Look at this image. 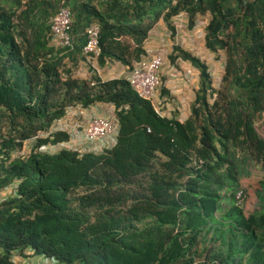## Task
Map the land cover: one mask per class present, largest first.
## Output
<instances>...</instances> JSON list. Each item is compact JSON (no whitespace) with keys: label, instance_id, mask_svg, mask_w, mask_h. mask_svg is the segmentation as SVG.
<instances>
[{"label":"trees","instance_id":"16d2710c","mask_svg":"<svg viewBox=\"0 0 264 264\" xmlns=\"http://www.w3.org/2000/svg\"><path fill=\"white\" fill-rule=\"evenodd\" d=\"M62 1L68 48L51 45ZM182 12L190 27L209 14L205 46L226 54L216 89L206 63L173 49V62L200 73L186 120L162 116L126 78L74 74L89 64L90 26L101 29L99 67L132 69L159 18L174 34ZM99 104L115 109L112 149L41 151L69 140L40 135L72 107ZM262 117L264 0H0V264L30 254L51 264H264V180L249 213L239 188L264 169Z\"/></svg>","mask_w":264,"mask_h":264},{"label":"built area","instance_id":"2783aa9c","mask_svg":"<svg viewBox=\"0 0 264 264\" xmlns=\"http://www.w3.org/2000/svg\"><path fill=\"white\" fill-rule=\"evenodd\" d=\"M72 14L65 2L62 1L60 8L51 22L50 35L52 42L61 48L72 46L73 37ZM86 44L84 46V54L89 57L98 58L101 53L100 48V27L98 25L90 26L86 31ZM164 57L160 54H148L144 56L132 68L129 76L130 85L137 93L152 102L155 101L161 86V69L164 65ZM64 131L69 133L70 139L57 145L41 147V151L52 153L63 149H73L80 151L74 145V141H86L91 147L92 152H101L105 149H112L117 142L119 133V124L117 120L111 116L108 117H92L86 128L82 131L78 129H70L64 125H56L52 130L43 134L48 137L53 133ZM44 264H51L48 260Z\"/></svg>","mask_w":264,"mask_h":264},{"label":"rangeland","instance_id":"374dc122","mask_svg":"<svg viewBox=\"0 0 264 264\" xmlns=\"http://www.w3.org/2000/svg\"><path fill=\"white\" fill-rule=\"evenodd\" d=\"M23 1L25 2L26 0ZM159 20L160 22L162 21V16L159 18ZM209 21H210L209 14L198 15L196 18L195 25L193 27H190L187 14L185 12H182L173 19V25L175 27L174 34L169 30L168 26H166V24L164 23L165 26L167 27V32L169 34L167 39L170 43V46H164V47L160 46L163 45L164 43H160L159 41L152 45V46H156V49L160 50L154 53L160 54L164 57L165 64L162 70H164L163 73L165 77L164 75L161 76L163 83L165 84L164 82L165 80L166 83H168L169 85L173 84L172 86H174L175 89L181 92L182 96H185V98L192 99L193 98L192 96H194V88H192L191 85L194 76H192V78L189 80L188 78L191 77V73L186 71L187 68H189L192 64L189 61L183 60L182 56L173 62L170 59V55L172 54V50L175 47H178L180 51L182 50L189 52L193 56L200 58L204 63H206L209 67V72L211 73L212 78L214 79V85L217 87V89H219L221 86V82H222L221 80L224 74V65L226 62V54L225 51L222 50L219 51L218 53H212L206 48L205 35H206V27ZM157 25L158 24H156V26ZM30 31L31 30H29L27 33L30 34ZM18 40L20 41V39ZM51 45H55V44L51 41ZM180 51L178 52L179 55H181ZM81 64H85L87 68L89 67L91 68L92 65L94 67H97L96 61H93L92 64L80 63L79 65L80 67ZM113 65H115V63H113ZM161 75H162V71H161ZM186 76H188L187 79ZM185 83L188 84L190 83V85H188V88H187V84ZM159 90L160 92L162 91V89ZM213 97L210 98L211 102L213 101L212 100ZM155 106L157 110H160L159 104L155 103ZM180 106H181V101H179V103L177 101L170 102L172 113L174 112V110L178 111L177 108H179ZM165 109H167V106L165 107ZM256 128L259 134L264 138V117L258 119L256 123ZM32 142H33L32 145H26L28 147L26 152L29 151V149H31V147H33V145L36 143L35 141ZM57 152L59 151H55V153ZM250 171H251L250 176L243 178L240 182V187H239L240 189H243L245 191V200L243 203V208L246 213H249L254 209L257 202L256 192L259 188L260 182L264 180V169L253 168ZM240 196H241V192L237 194V198H239ZM18 258L24 260V258L22 257H18ZM37 258L41 259L40 264H43V261L45 262L48 261V259H45L44 257L38 256ZM19 263L21 262L19 261Z\"/></svg>","mask_w":264,"mask_h":264},{"label":"crops","instance_id":"0c3cea01","mask_svg":"<svg viewBox=\"0 0 264 264\" xmlns=\"http://www.w3.org/2000/svg\"><path fill=\"white\" fill-rule=\"evenodd\" d=\"M150 35L151 36L149 37L147 44H146V47H145L147 50V54H156L154 52L160 51L159 49H156V46H152L153 44H155L158 41L160 43H164L163 45H160V46H163V47L164 46H170V43L167 39L169 34L167 32V27L165 26L164 22L163 23H162V21L159 22L157 27L153 30V32ZM96 64L98 66L97 67V69H98L97 74H99L100 78L104 81L114 79V78H126V79H128V77L130 75L131 70L127 66H124L120 63H115V65L110 64L104 68L99 67L98 61L96 62ZM191 66L193 67V65H191ZM191 66L189 68H187V70H186L189 73H191V77L188 78V76H186V79L188 78L190 80L192 78V76H194L193 81L191 82L192 88H194V96H192L193 98L192 99L191 98H185V96H182L181 92H179L177 89H175L174 86H172L173 84L169 85L164 80L165 84L163 83V87L165 88L166 92L165 91H164V93L162 92L163 94L161 92H159V97H158V103L160 104V110L159 111L162 113V115H164L168 118L176 117L181 121L186 120L191 115V107H192V104L195 100V89L199 85V74H200L197 69L195 70L194 67L192 69ZM79 67L75 70V73H74L79 78H89V77H91V73H94L92 71V69L90 70L89 68H87L85 64H81V67L80 68ZM163 72H164V70H162L161 76L164 75ZM164 77H165V75H164ZM185 84H187V88H188V85H190V83L189 84L185 83ZM213 86L215 87L214 79H213ZM175 101H177L178 103H179V101H181V106L179 108H177L178 111L174 110V112L172 113L171 107H170V102H175ZM166 106H167V109H165ZM114 113H115V109H114L113 105L99 104V105H96V106L91 107L89 109H84L81 106H77L75 108L70 109L67 116L62 121H60L58 124L60 126L64 125V127H66V128L78 129V130L82 131L84 128H86L89 120L92 117L112 116ZM74 144H75L74 146L76 148H79L82 150L87 149V151L91 147V145L86 141H78L77 140V141H74ZM2 195H4V194H0V197H2ZM15 259L18 262L20 261L21 264H40L41 263V259H38L37 257H34L31 254H30L29 258H24V260L18 258L17 255L15 256ZM43 262H45V261H43Z\"/></svg>","mask_w":264,"mask_h":264},{"label":"clouds","instance_id":"9594fccd","mask_svg":"<svg viewBox=\"0 0 264 264\" xmlns=\"http://www.w3.org/2000/svg\"><path fill=\"white\" fill-rule=\"evenodd\" d=\"M61 5V4H60ZM100 33H101V29H100ZM87 41V40H86ZM53 46H56V45H53ZM57 47V46H56ZM71 47V46H70ZM57 48H61V47H57ZM68 48V47H67ZM83 52H84V49H83ZM101 54V53H100ZM85 55V54H84ZM85 57H86V59L88 60V63L89 64H92V62L93 61H98V58H95V57H89V56H86L85 55ZM165 64V63H164ZM164 66V65H163ZM98 67V66H97ZM97 67H94L93 65L91 66V68H92V70L93 71H97L98 72V69H97ZM163 68V67H162ZM130 70H132V69H130ZM161 71H162V69H161ZM131 72V71H130ZM161 74V73H160ZM130 76V75H129ZM114 79H116V78H114ZM111 80V79H110ZM212 80H213V78H212ZM128 81H129V77H128ZM130 83V82H129ZM162 87H163V81H162V79H161V86H160V89H162ZM133 88V87H132ZM214 88H216L217 89V87L215 86ZM159 92H160V90H159ZM159 92H158V94H157V97H156V99H155V101L153 102L154 104L156 103V104H159L158 103V97H159ZM161 93H162V91H161ZM215 97V96H214ZM160 105V104H159ZM77 107V106H76ZM94 107V106H93ZM72 108H75V107H72ZM71 108V109H72ZM89 109V108H88ZM159 111V110H158ZM160 112V111H159ZM161 113V112H160ZM68 114V113H67ZM162 114V113H161ZM67 116V115H66ZM65 116V117H66ZM162 116H164V115H162ZM64 117V118H65ZM98 117H108V116H98ZM111 117H113V118H115L116 120H117V118H116V116H115V113L111 116ZM166 117V116H165ZM63 118V119H64ZM63 119H61V120H59L58 122H56L55 124H54V126L52 127V128H54L56 125H59L58 123L60 122V121H62ZM117 123H118V121H117ZM119 124V123H118ZM52 128L50 129V130H52ZM49 132V131H48ZM60 132V131H59ZM62 132H64V131H62ZM47 133V132H46ZM57 133V132H56ZM43 134H45V133H41V135H40V137L41 138H44V135ZM54 134V133H53ZM69 134V133H68ZM49 137V136H48ZM70 139V138H69ZM69 141V140H68ZM65 142H67V141H65ZM60 143H62V142H60ZM59 144V143H58ZM48 146H53V145H50V144H47ZM57 145V144H56ZM44 146V145H43ZM42 147V146H41ZM77 149H79V148H77ZM63 150H66V149H63ZM68 150H73V149H68ZM82 150V149H81ZM105 150H108V149H105ZM110 150V149H109ZM60 151H62V150H59V152ZM75 151H77V150H75ZM104 151V150H103ZM43 152V151H42ZM79 153H81L80 151H78ZM85 152H92V151H90V149L87 151V149L86 150H83V152L81 153V154H83V153H85ZM102 152V151H101ZM46 153H49V152H46ZM94 153H96V152H94ZM97 153H99V152H97ZM51 154H55V151L54 152H52ZM45 259H48V258H45ZM49 261H50V259H48ZM51 262V261H50ZM43 264H44V262H43Z\"/></svg>","mask_w":264,"mask_h":264}]
</instances>
